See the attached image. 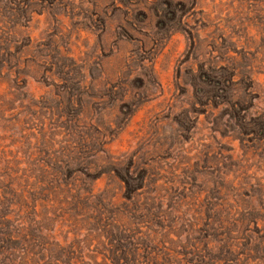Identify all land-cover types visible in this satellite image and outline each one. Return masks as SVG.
Wrapping results in <instances>:
<instances>
[{
    "label": "rangeland",
    "instance_id": "1",
    "mask_svg": "<svg viewBox=\"0 0 264 264\" xmlns=\"http://www.w3.org/2000/svg\"><path fill=\"white\" fill-rule=\"evenodd\" d=\"M13 248L264 264V0H0V264Z\"/></svg>",
    "mask_w": 264,
    "mask_h": 264
},
{
    "label": "trees",
    "instance_id": "2",
    "mask_svg": "<svg viewBox=\"0 0 264 264\" xmlns=\"http://www.w3.org/2000/svg\"><path fill=\"white\" fill-rule=\"evenodd\" d=\"M15 252L16 251L14 248L11 251L9 249H5L1 254H3L4 256L7 255L8 264H13L17 260V255ZM23 255H21V258H23Z\"/></svg>",
    "mask_w": 264,
    "mask_h": 264
}]
</instances>
